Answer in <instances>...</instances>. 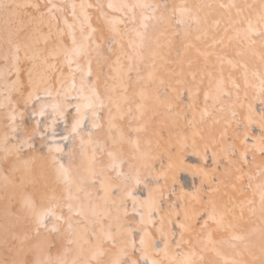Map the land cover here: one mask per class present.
<instances>
[{"label": "snow or ice", "instance_id": "1", "mask_svg": "<svg viewBox=\"0 0 264 264\" xmlns=\"http://www.w3.org/2000/svg\"><path fill=\"white\" fill-rule=\"evenodd\" d=\"M0 264H264V0H0Z\"/></svg>", "mask_w": 264, "mask_h": 264}, {"label": "bare ground", "instance_id": "2", "mask_svg": "<svg viewBox=\"0 0 264 264\" xmlns=\"http://www.w3.org/2000/svg\"><path fill=\"white\" fill-rule=\"evenodd\" d=\"M170 2L179 3V2H181V0H170ZM4 168H5V166L3 164H0V176H3Z\"/></svg>", "mask_w": 264, "mask_h": 264}]
</instances>
